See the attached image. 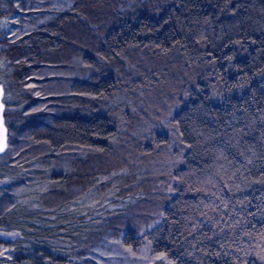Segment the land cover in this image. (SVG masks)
I'll use <instances>...</instances> for the list:
<instances>
[{
  "label": "trees",
  "instance_id": "obj_1",
  "mask_svg": "<svg viewBox=\"0 0 264 264\" xmlns=\"http://www.w3.org/2000/svg\"><path fill=\"white\" fill-rule=\"evenodd\" d=\"M36 3L0 31L4 264H91L108 237L264 264V0H0V22Z\"/></svg>",
  "mask_w": 264,
  "mask_h": 264
},
{
  "label": "rangeland",
  "instance_id": "obj_2",
  "mask_svg": "<svg viewBox=\"0 0 264 264\" xmlns=\"http://www.w3.org/2000/svg\"><path fill=\"white\" fill-rule=\"evenodd\" d=\"M37 1L38 3H40L42 0ZM52 7L56 9L60 8L59 4H55V6ZM42 8L43 6H41V4L36 3L34 4V6H32L31 9V11H33L32 13H36L35 15L26 14V16L22 18L16 15L12 16V18L2 19L0 22V31L2 33V38L5 37L8 40H13L20 35L29 32L32 28H34L42 21L40 18H38L40 17V14L38 13H42ZM7 92L4 95V100L10 102L11 100L9 99V94ZM10 105L8 106V108L13 109L12 105ZM165 122L169 121L166 120ZM167 132H169L171 140L170 144L166 148V151L169 154L174 155V158H176L175 161H177L179 159L178 154H180V152L182 151V146L179 142L174 127L170 126ZM143 134L146 138L152 135L149 131H143ZM174 152L178 153L176 154ZM139 163L140 161H137V163L134 164L135 167L132 168L133 173L131 175L133 177H138V175H141L140 172H144L143 175H141L144 176L145 171L148 170V167L150 168L148 171H150L153 175L154 170L157 168L151 162L145 165H141ZM3 182L4 181L1 180L0 184ZM7 238L8 235L0 233V264H4L3 259L5 258V253L9 248L7 242H5ZM148 252L149 247L147 246V243L139 247V249L132 250L129 247L123 246L120 242V239L108 237L104 240V242L102 241V243H100L98 246H96V248L93 249V256H91L93 262H90L91 264H169L163 255L151 256Z\"/></svg>",
  "mask_w": 264,
  "mask_h": 264
},
{
  "label": "water",
  "instance_id": "obj_3",
  "mask_svg": "<svg viewBox=\"0 0 264 264\" xmlns=\"http://www.w3.org/2000/svg\"><path fill=\"white\" fill-rule=\"evenodd\" d=\"M3 88L0 84V154L7 148V129L4 122Z\"/></svg>",
  "mask_w": 264,
  "mask_h": 264
}]
</instances>
